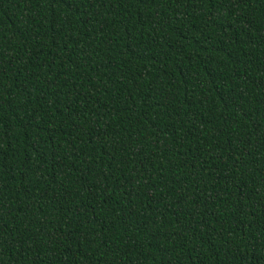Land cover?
<instances>
[{
  "label": "trees",
  "instance_id": "16d2710c",
  "mask_svg": "<svg viewBox=\"0 0 264 264\" xmlns=\"http://www.w3.org/2000/svg\"><path fill=\"white\" fill-rule=\"evenodd\" d=\"M0 264H264V0H0Z\"/></svg>",
  "mask_w": 264,
  "mask_h": 264
}]
</instances>
